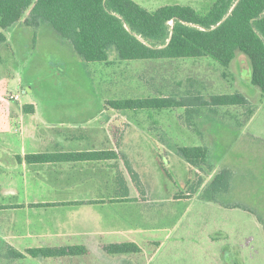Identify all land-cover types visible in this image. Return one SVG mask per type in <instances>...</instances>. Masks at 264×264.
Segmentation results:
<instances>
[{
  "label": "rangeland",
  "instance_id": "374dc122",
  "mask_svg": "<svg viewBox=\"0 0 264 264\" xmlns=\"http://www.w3.org/2000/svg\"><path fill=\"white\" fill-rule=\"evenodd\" d=\"M133 1L154 12L168 5L207 11L216 0ZM29 12L19 25L5 32L7 41L0 44V78L20 79L23 86H28L29 94L19 91L16 95L22 96L20 99L29 95L43 109H65L58 113L45 110L52 121H86L104 103L176 95L180 98L188 91L206 97L235 93L248 97L255 115L249 127L240 125L246 115V110L240 108L222 109L219 115L206 111L202 118H191L180 108L149 119L178 121L180 147L206 146L211 160L235 170L233 192L222 196L221 201L253 207L264 221V95L251 84L253 68L248 58L238 57L230 68L209 57L123 62L113 50L108 64L86 63L50 28L35 30L26 26ZM6 90L18 92L7 81L0 85V93ZM188 119L196 124L188 128ZM169 156L158 176L149 169L150 201L138 208L136 217L131 213L133 227L143 231L129 242L139 244L141 253L118 256L128 260L109 263L94 252L60 260L0 257V264H264V225L247 211L224 208L197 197V173L203 179L207 177L204 186L213 180L208 168L197 171L193 165L187 169L181 155L172 152ZM185 191L193 195L191 200L173 201V196ZM162 241L164 246L157 250Z\"/></svg>",
  "mask_w": 264,
  "mask_h": 264
},
{
  "label": "crops",
  "instance_id": "0c3cea01",
  "mask_svg": "<svg viewBox=\"0 0 264 264\" xmlns=\"http://www.w3.org/2000/svg\"><path fill=\"white\" fill-rule=\"evenodd\" d=\"M5 81L18 92L0 93V255L9 249L25 254L38 248L84 246L90 251L88 256L98 252L108 263L122 260L118 256L124 255H110L105 247L135 243L129 241L143 230L133 227L131 213L136 217L138 208L150 201L148 176H158L169 153L180 156V149L186 148L179 146L178 121L152 119L180 108L157 109L155 114L150 109L118 110L108 102L90 120L52 121L45 110L58 113L65 109H43L29 95L15 100L12 97L19 91L30 93L28 86L15 78H0V85ZM102 152L116 156L92 161H28L33 155ZM185 164L187 169L193 167ZM215 165L216 170L208 172L210 180L223 168L222 163ZM205 182L203 188L208 186ZM178 195L173 201L187 203L192 198L187 194L178 199Z\"/></svg>",
  "mask_w": 264,
  "mask_h": 264
},
{
  "label": "trees",
  "instance_id": "16d2710c",
  "mask_svg": "<svg viewBox=\"0 0 264 264\" xmlns=\"http://www.w3.org/2000/svg\"><path fill=\"white\" fill-rule=\"evenodd\" d=\"M27 12L26 26L35 30L50 28L86 63L108 64L113 50L123 62L209 57L230 68L238 57L248 58L253 68L251 84L264 95V0H216L207 11L168 5L154 12L133 0H0V44L7 41L5 32L19 25ZM184 95L180 98L127 99L109 104L118 110L184 108L191 118H202L206 111L219 115L222 109L240 108L246 110L245 119L240 123L242 128L254 114L251 101L242 93L206 97L188 91ZM187 122L190 126L196 124L195 120L188 119ZM180 155L197 171L208 168L212 173L216 170L215 163L218 162L211 160L212 154L206 146L181 148ZM114 156L108 152L33 155L28 161H92ZM236 177L235 170L223 167L203 188L205 179L198 174L194 193L203 201L250 212L264 225L262 216L253 207L221 201L222 196L233 192ZM187 194L193 196L185 191L179 193L178 199ZM89 252L84 246L38 248L25 254L9 249L0 257L46 260L84 257ZM105 252L110 255L139 254L142 248L135 243H123L109 245Z\"/></svg>",
  "mask_w": 264,
  "mask_h": 264
},
{
  "label": "water",
  "instance_id": "95a60500",
  "mask_svg": "<svg viewBox=\"0 0 264 264\" xmlns=\"http://www.w3.org/2000/svg\"><path fill=\"white\" fill-rule=\"evenodd\" d=\"M224 20H226V18L224 19ZM172 24V26L174 25V22H172L171 23ZM138 39L140 40V41H142L143 43H145V44H147L141 37H138ZM148 45V44H147Z\"/></svg>",
  "mask_w": 264,
  "mask_h": 264
},
{
  "label": "built area",
  "instance_id": "2783aa9c",
  "mask_svg": "<svg viewBox=\"0 0 264 264\" xmlns=\"http://www.w3.org/2000/svg\"><path fill=\"white\" fill-rule=\"evenodd\" d=\"M12 98L15 99V100H19V96H14Z\"/></svg>",
  "mask_w": 264,
  "mask_h": 264
}]
</instances>
